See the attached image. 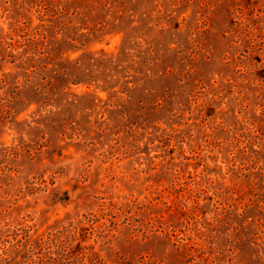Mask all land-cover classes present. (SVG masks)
Instances as JSON below:
<instances>
[{
    "label": "rangeland",
    "instance_id": "374dc122",
    "mask_svg": "<svg viewBox=\"0 0 264 264\" xmlns=\"http://www.w3.org/2000/svg\"><path fill=\"white\" fill-rule=\"evenodd\" d=\"M43 241L264 264V0H0V264Z\"/></svg>",
    "mask_w": 264,
    "mask_h": 264
},
{
    "label": "trees",
    "instance_id": "16d2710c",
    "mask_svg": "<svg viewBox=\"0 0 264 264\" xmlns=\"http://www.w3.org/2000/svg\"><path fill=\"white\" fill-rule=\"evenodd\" d=\"M185 239L181 238V241L183 242ZM49 245L54 246L48 241H43L38 245L30 244V250L28 251L30 254L25 257V264H59V261H61L60 257L50 251Z\"/></svg>",
    "mask_w": 264,
    "mask_h": 264
}]
</instances>
